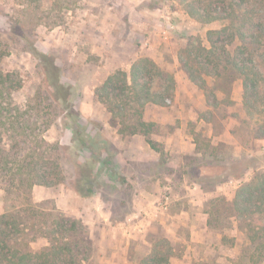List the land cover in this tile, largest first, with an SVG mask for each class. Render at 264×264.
I'll return each mask as SVG.
<instances>
[{"label":"rangeland","instance_id":"rangeland-1","mask_svg":"<svg viewBox=\"0 0 264 264\" xmlns=\"http://www.w3.org/2000/svg\"><path fill=\"white\" fill-rule=\"evenodd\" d=\"M139 11L147 18L131 23L130 29L128 15ZM226 23L202 24L176 0H0V74L13 87L7 96L10 112L40 97L43 73L31 52L39 49L55 57L65 83L73 86L77 123L100 145L109 140L108 166L96 165L97 192L83 197L74 189V161L90 154L71 143L73 121L58 120L44 137L69 147L62 161L65 183L32 191V202L42 203L47 213H61L88 227L96 249L86 264H138L154 243L169 251L170 264H231L239 257L246 237L238 220L230 216L228 221L224 214L213 226L210 214L218 199L228 204L243 181L264 171V138L255 137L256 123L244 110L241 79L232 84L233 102L222 81V88H211L217 106H208L205 90L190 81L179 60L190 58L191 37L209 46L208 31ZM142 57L176 77L170 105L145 110L144 118L157 125L151 137L164 149L162 155L142 135H121L95 94L107 76L117 69L130 74L133 62ZM206 78L212 87L213 77ZM178 111L183 119L177 118ZM210 142L218 146L215 156ZM191 158L196 159L191 163ZM200 164L206 166L202 174L195 170ZM245 164L250 165L245 175L231 178ZM221 179L213 188L199 184ZM3 187L0 182V213L5 203L19 200ZM46 244L45 237L31 243L36 249Z\"/></svg>","mask_w":264,"mask_h":264},{"label":"trees","instance_id":"trees-1","mask_svg":"<svg viewBox=\"0 0 264 264\" xmlns=\"http://www.w3.org/2000/svg\"><path fill=\"white\" fill-rule=\"evenodd\" d=\"M176 1L202 24L215 20L227 22L219 29L208 31L209 46L203 45L199 37H191V48L186 49L190 58H179L182 69L190 81L205 90L207 105L213 107L219 99L211 88H222L219 85L222 81L228 83L222 90L229 99L232 84L241 79L244 110L256 123L255 137L264 138V0ZM233 44H236L234 49H230ZM31 52L40 62L43 90L27 108L17 105L12 109L16 111L10 112L12 104L7 96L13 87L0 74V182L6 194L19 198L10 205L5 203L0 213V264H86L90 252L96 249L88 227L81 220L61 213H47L42 203L32 202V191L65 183L62 161L69 147L51 143L44 137V132L58 120L73 121L69 125L73 133L71 143L90 154L74 161V189L83 197L97 192L96 165L108 166L105 154L109 140H103L100 145L77 123L73 86L65 83L55 57L39 49ZM206 76L213 77L212 87ZM175 88L176 77L171 71L150 57H142L133 62L130 74L117 69L107 76L95 94L121 135H142L162 155L164 149L151 137L157 125L144 118L145 110L150 105L168 107L174 100ZM208 146L215 156L218 146L211 142ZM195 159L191 158V163ZM249 167L243 165L231 178H242ZM195 170L202 174L206 166L200 164ZM223 182L222 179L212 183L199 180L202 189ZM216 202L209 225L225 219L224 214L228 221L234 216L239 222L238 229L246 237L239 257L231 264H264V171L243 181L228 204L224 198ZM38 237H45L47 244L36 249L31 243ZM163 249L154 243L150 254L138 264H170V253Z\"/></svg>","mask_w":264,"mask_h":264},{"label":"crops","instance_id":"crops-1","mask_svg":"<svg viewBox=\"0 0 264 264\" xmlns=\"http://www.w3.org/2000/svg\"><path fill=\"white\" fill-rule=\"evenodd\" d=\"M147 9H154V8H147ZM137 15H135V16H133V17H131L130 15H128V18H127V20L130 22V29L132 28L131 27V23H134L136 20H139L140 21V18L141 17H144V18H147L145 15H146V13H143L142 11L140 12L139 11V13H136ZM141 19H143V18H141ZM143 20H145V19H143ZM138 28H140V26L139 25H137L136 27H134L133 29L136 31ZM179 77L181 78L182 77V75H179ZM191 101V99H190V97L187 95V102H190ZM179 112V115L177 116V118H181V119H183V117H182V113H183V111H178ZM183 125H184V122H183Z\"/></svg>","mask_w":264,"mask_h":264},{"label":"built area","instance_id":"built-area-1","mask_svg":"<svg viewBox=\"0 0 264 264\" xmlns=\"http://www.w3.org/2000/svg\"><path fill=\"white\" fill-rule=\"evenodd\" d=\"M166 33V31H164V34ZM168 198V197H167Z\"/></svg>","mask_w":264,"mask_h":264}]
</instances>
